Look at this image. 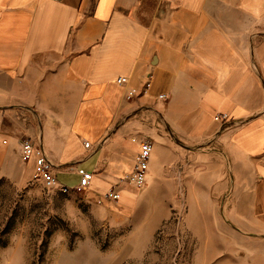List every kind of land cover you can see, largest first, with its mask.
Listing matches in <instances>:
<instances>
[{"label":"crops","instance_id":"0c3cea01","mask_svg":"<svg viewBox=\"0 0 264 264\" xmlns=\"http://www.w3.org/2000/svg\"><path fill=\"white\" fill-rule=\"evenodd\" d=\"M145 1L0 0V119L18 118L62 184L89 171V193L119 202L150 141L147 229L165 226L190 264H264V0H156L141 18Z\"/></svg>","mask_w":264,"mask_h":264},{"label":"rangeland","instance_id":"374dc122","mask_svg":"<svg viewBox=\"0 0 264 264\" xmlns=\"http://www.w3.org/2000/svg\"><path fill=\"white\" fill-rule=\"evenodd\" d=\"M145 2L141 18L156 4ZM15 120L1 114L0 264H190V251L163 242L165 226L155 222L147 229L149 215L136 208L145 198L144 186L124 183L129 196L123 202L105 199V193L93 197L88 189L61 193L44 187L35 168L23 164L16 138L26 137L19 136ZM3 139L11 141L3 144ZM173 211L185 247L178 223L185 215L178 206Z\"/></svg>","mask_w":264,"mask_h":264},{"label":"built area","instance_id":"2783aa9c","mask_svg":"<svg viewBox=\"0 0 264 264\" xmlns=\"http://www.w3.org/2000/svg\"><path fill=\"white\" fill-rule=\"evenodd\" d=\"M116 82L120 85H125L128 82L126 77L117 78ZM151 86L150 78L145 82L144 89L147 90ZM144 90V92H145ZM137 95L136 89H130L127 92V99H132ZM160 98H165V95H160ZM220 121H227L228 115L222 114L215 117ZM136 141V139H133ZM3 144H8V139L2 140ZM18 146L20 148V155L23 161H33L35 164V175L43 183L47 189L57 190L61 193H69L73 190H86L93 179V173L83 171L80 174L79 183L71 188L62 184L57 179V172L54 163L49 159L45 149L31 140L30 138H23L19 140ZM85 146L89 147L90 143L85 142ZM152 153V144L150 141L144 140L139 142V151L135 157V166L131 173L125 175L120 181L127 183L136 188L145 185L147 179V170L149 168V161ZM104 198L113 202H119L122 198V190L116 187H111L105 194Z\"/></svg>","mask_w":264,"mask_h":264},{"label":"bare ground","instance_id":"6f19581e","mask_svg":"<svg viewBox=\"0 0 264 264\" xmlns=\"http://www.w3.org/2000/svg\"><path fill=\"white\" fill-rule=\"evenodd\" d=\"M141 197V196H140Z\"/></svg>","mask_w":264,"mask_h":264}]
</instances>
